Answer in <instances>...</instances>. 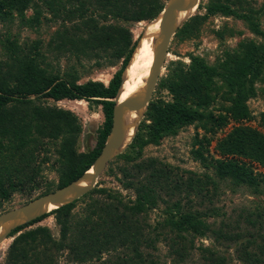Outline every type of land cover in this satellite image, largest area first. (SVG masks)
<instances>
[{"label":"trees","instance_id":"1","mask_svg":"<svg viewBox=\"0 0 264 264\" xmlns=\"http://www.w3.org/2000/svg\"><path fill=\"white\" fill-rule=\"evenodd\" d=\"M11 3L12 6L24 8L32 0H0V8ZM106 5L112 7L114 18H121L126 22L154 20L163 9L157 5L156 0H106ZM208 14L238 16L249 22L253 31L260 33L259 26L246 15L237 14L227 0H211ZM79 17L83 24L78 26V31H83L80 28L82 25L93 23L95 32L89 40L96 41L98 45L90 46L81 37L82 33H73L67 38L64 36L62 44L57 48H64L68 44L71 47L77 46L75 51L79 54H87L88 50L115 48L119 40L126 41V44L129 41L132 43V36L127 29L99 27L94 24L95 21L89 20L86 11H82ZM84 42L87 46L83 47ZM137 44L135 42L129 52L122 56L123 65L108 86L97 81L78 84L77 81L67 82L56 76L53 78L47 74L46 69L36 64L33 57H14L12 64L0 65V210L16 193L29 198L42 190L47 194L67 186L92 168L111 131L123 75ZM263 56V46L246 44L244 56L237 60L235 72H232V81H243L255 74L253 70L261 68L260 59ZM212 75L214 76V70L198 59H194L189 67L180 65L177 68L175 80L171 84L174 102L167 105L150 104L148 112L152 117L151 141L158 142L170 131L174 132L182 125L196 121L206 120L209 123V127L206 124V133L215 135L226 127L227 121L242 123L243 120L251 119L248 108L242 101L228 108L225 117L220 119H216L212 112L205 114L191 106L192 103L210 104ZM243 93L245 94V89L243 92L240 89L237 99L246 101ZM36 96H45L55 101L85 99L100 105L105 124L95 149L89 153L78 152L77 143L82 132L78 119L73 113L39 106L31 100V97ZM205 140L203 138L196 142L193 155L207 171H213L215 178L205 174L204 177H190L186 181L179 177L176 169L156 161L136 164L129 171L123 172L127 179L125 189L135 192L136 204L132 205L133 202L125 201L123 196L114 192L92 190L76 201L93 196L96 191L100 194L86 207L80 221L72 220L76 202L51 212L60 226L59 240L54 239L47 228L27 230L45 217L15 230L11 236L14 240L8 250L7 264H55L54 256L66 250L69 258L79 263L93 259L99 263L105 253H114L117 264H159L158 259L149 254V251L156 249V238L152 234L154 232L165 235L175 233L176 239L170 246L172 254L182 261L188 259L195 248L192 236L204 237L210 232L215 233L206 222L209 214L188 206L192 199L189 182L192 181L199 187L198 196L204 202L202 187L212 186L214 193L208 200L212 203L218 194L217 180L256 188L257 173L253 163L264 166V134L253 128L244 125L234 127L223 140L216 143L214 150L210 149L211 141L207 140L205 143ZM58 141L61 142L58 158L52 164L59 178L58 183H55L45 178L43 167L52 162L51 147ZM178 195L180 197L174 201L172 212L160 227L152 230L148 224H139L136 216L141 212L157 208L166 198L171 203ZM184 197L188 201L183 206ZM211 216H215L214 212ZM257 217L263 222L264 212L257 213ZM245 237L244 234L232 232L227 239L239 243ZM215 241L221 242L218 237ZM251 247L250 244L239 250V259L245 264H264L262 254L250 251ZM261 247L264 249V245ZM208 256L203 258L201 264H230L220 253L211 252Z\"/></svg>","mask_w":264,"mask_h":264},{"label":"rangeland","instance_id":"2","mask_svg":"<svg viewBox=\"0 0 264 264\" xmlns=\"http://www.w3.org/2000/svg\"><path fill=\"white\" fill-rule=\"evenodd\" d=\"M156 2L163 7V12L168 0H156ZM210 2L211 0H201L198 9L181 25L173 37L150 104L167 105L174 102L171 84L175 80L177 68L180 65L189 67L194 59H198L214 70L213 87L210 90L211 100L208 106L197 103H192L191 106L198 112L205 114L212 112L216 119H220L225 117L228 108L242 101L247 106L251 119L243 120L242 123L227 121L226 127L215 135L206 133L208 129L206 124L209 127L206 120L196 121L182 125L174 132L170 131L162 140L154 142L151 141L152 117L148 112L149 104L136 123L132 142L109 163L93 190L117 193L134 205L136 194L133 190L125 189L127 179L123 173L125 170L129 171L132 166L156 161L176 169L179 177H183L186 181L190 177H204L205 174L215 178L213 171H207L193 155L198 140L206 138L205 143L210 140V149L214 150L216 143L223 140L236 126L244 125L264 134V56L260 59L261 68L253 70L255 74L244 78L243 81L239 79L236 83L232 81V72H235L237 60H241L244 56L246 44L254 43L264 47V0H227L237 14H244L256 23L260 33L253 31L251 24L238 16L208 14ZM18 6H12L11 3L0 8V65L12 64L14 57H33L36 64L46 69L51 77L56 76L67 82L77 81L78 84L97 81L108 86L123 65L122 56L129 52L135 42H139L149 24L156 20L152 18L141 22H126L121 18L116 19L111 13L112 7L106 5V0H32L28 7ZM82 11H86L89 20L95 21L94 24L99 27L110 26L118 30L122 28L129 30L132 43L129 41L126 44V41L119 40L115 48L88 50L87 54H79L75 51L77 46L71 47L68 44L64 48H57L62 44L64 36L67 38L73 33L77 35L82 33L81 37L87 40L90 46L98 45L96 41L89 40L95 32L93 23L82 25L80 28L83 31L77 29L83 24L79 17ZM82 44L83 47L87 46L85 42ZM240 89L242 92L245 89L243 94L246 101L242 98L237 99ZM31 100L39 106L73 113L82 131L78 138L77 151L89 153L95 149L105 124L103 109L94 103L95 101L85 99L55 101L45 96L31 97ZM60 143V141L53 143L51 147L53 160L43 167L45 178L55 183H58L59 178L52 164L58 158ZM253 165L257 173L256 188L217 180L218 194L213 198L212 203L208 200L213 196L214 188L202 187L204 202L198 196L199 187L190 181L192 199L188 206L209 214L206 222L211 225L215 233L210 232L204 237L192 236L195 248L191 251L190 257L182 261L172 254L173 250L170 248L174 243L173 240L176 239V234L171 232L165 235L154 232L152 234L156 238V249L149 251L150 256H155L159 264H201L204 257H209V253L214 252L220 253L230 264H245L239 259L238 255L241 253L238 251L251 244L249 250L258 255L262 254L264 258V249L261 247L264 245V219L262 222L257 217V213L264 212V166L259 163ZM95 193L75 203L72 211L73 222L80 221L86 207L100 195L97 194L98 191ZM42 195H45L44 190L38 191L30 198L16 193L12 200L1 208L0 215ZM179 197V195L174 197L171 203L169 198H166L157 208L141 212L136 219L139 224H148L152 230H155V227H160L167 219L172 212L174 201ZM187 201L184 197L183 206ZM51 212L43 216L45 218L42 221L29 226L27 230L47 228L49 234L59 240L60 226ZM212 212L215 216H211ZM232 232L244 234L246 237L241 238L239 243L228 241L227 236ZM217 237L220 238V243L215 241ZM13 240L14 238L10 237L0 245V264H7L8 250ZM113 254L105 253L99 263H96L95 259L79 263L70 259L66 250L57 253L53 261L55 264H117V257Z\"/></svg>","mask_w":264,"mask_h":264},{"label":"water","instance_id":"3","mask_svg":"<svg viewBox=\"0 0 264 264\" xmlns=\"http://www.w3.org/2000/svg\"><path fill=\"white\" fill-rule=\"evenodd\" d=\"M200 2L201 0H168L163 12L159 15L162 32L157 42V56L147 81V86L142 93L130 96L120 104H116L111 131L92 168L67 186L37 197L23 206L2 213L0 215V245L8 240L19 227L30 224L50 213L53 206L60 208L72 204L96 187L98 179L109 163L123 150L121 148L128 134V126L124 121V111L137 108V106L142 108V110H147L152 100L169 54L171 41L184 23L179 21L181 9L198 8Z\"/></svg>","mask_w":264,"mask_h":264},{"label":"bare ground","instance_id":"4","mask_svg":"<svg viewBox=\"0 0 264 264\" xmlns=\"http://www.w3.org/2000/svg\"><path fill=\"white\" fill-rule=\"evenodd\" d=\"M194 8H182L179 13V21L186 22L189 17L197 10ZM159 16L156 20L146 28L144 35L139 40L134 51L129 66L123 75V85L119 91L116 102L120 104L126 98L138 95L143 92L147 86V81L151 74L155 58L157 56L156 46L162 32V26L159 23ZM142 108L126 109L124 111V121L128 126V134L121 149L126 148L135 136L136 123L139 121L140 115L146 111L141 112ZM86 184V183H85ZM58 208L53 206L51 211Z\"/></svg>","mask_w":264,"mask_h":264}]
</instances>
